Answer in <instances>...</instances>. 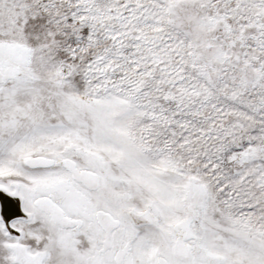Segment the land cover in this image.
Instances as JSON below:
<instances>
[{"label":"snow or ice","instance_id":"obj_1","mask_svg":"<svg viewBox=\"0 0 264 264\" xmlns=\"http://www.w3.org/2000/svg\"><path fill=\"white\" fill-rule=\"evenodd\" d=\"M0 264H264V0H0Z\"/></svg>","mask_w":264,"mask_h":264}]
</instances>
